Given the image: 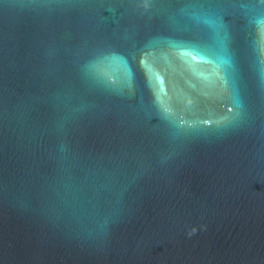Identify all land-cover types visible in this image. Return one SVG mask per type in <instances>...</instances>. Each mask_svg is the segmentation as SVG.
Masks as SVG:
<instances>
[{"label": "water", "instance_id": "obj_1", "mask_svg": "<svg viewBox=\"0 0 264 264\" xmlns=\"http://www.w3.org/2000/svg\"><path fill=\"white\" fill-rule=\"evenodd\" d=\"M261 3L0 0V264H264Z\"/></svg>", "mask_w": 264, "mask_h": 264}, {"label": "snow or ice", "instance_id": "obj_2", "mask_svg": "<svg viewBox=\"0 0 264 264\" xmlns=\"http://www.w3.org/2000/svg\"><path fill=\"white\" fill-rule=\"evenodd\" d=\"M264 4V0L262 3ZM253 26H256V33L253 34ZM247 33V35L245 34ZM244 33L243 44L248 46V50L251 56H253L257 62L264 64V17L257 16L253 17L250 28ZM179 47L189 49L188 55L193 62L199 59L201 65H208L210 67H218L224 71L225 66L232 70L236 76V82L242 79V67L237 59L236 53L228 49L222 54L216 53L212 47L204 42H190L186 45ZM144 69L147 74L151 77L158 78L153 68L148 64L144 63ZM221 79H227L226 74ZM161 106L163 107L165 100L161 99Z\"/></svg>", "mask_w": 264, "mask_h": 264}]
</instances>
